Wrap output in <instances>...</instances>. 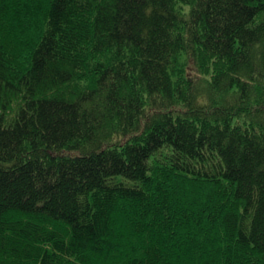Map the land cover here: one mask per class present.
Wrapping results in <instances>:
<instances>
[{"label": "trees", "instance_id": "16d2710c", "mask_svg": "<svg viewBox=\"0 0 264 264\" xmlns=\"http://www.w3.org/2000/svg\"><path fill=\"white\" fill-rule=\"evenodd\" d=\"M0 264H264V0H0Z\"/></svg>", "mask_w": 264, "mask_h": 264}]
</instances>
